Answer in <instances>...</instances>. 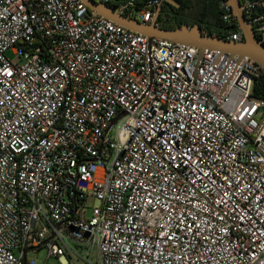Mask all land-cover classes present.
<instances>
[{"label":"built area","instance_id":"obj_1","mask_svg":"<svg viewBox=\"0 0 264 264\" xmlns=\"http://www.w3.org/2000/svg\"><path fill=\"white\" fill-rule=\"evenodd\" d=\"M93 1L144 25L163 2ZM199 54L82 0H0V264H67V239L97 264H264V72Z\"/></svg>","mask_w":264,"mask_h":264},{"label":"water","instance_id":"obj_2","mask_svg":"<svg viewBox=\"0 0 264 264\" xmlns=\"http://www.w3.org/2000/svg\"><path fill=\"white\" fill-rule=\"evenodd\" d=\"M82 1L97 15L105 17L106 19L139 34H143L150 41L153 39H163L200 49L198 62L202 60L205 50H217L221 54H228L231 58H234L235 56H238L239 59L248 57L258 64L264 72V44L259 41L254 26L245 17L243 12L244 5L241 0H227V5L231 9V15L236 19L238 28L243 36V41L240 43L225 41L221 37H215L204 33L200 25L189 26L184 24L176 29L162 28L157 24L161 14L162 4L158 7L154 15L153 23L150 25H144L135 19L117 14L113 8L107 5L98 4L93 0ZM162 1L178 6L173 0ZM253 99L264 102L257 97H253ZM122 116L115 119L113 124H116Z\"/></svg>","mask_w":264,"mask_h":264},{"label":"trees","instance_id":"obj_3","mask_svg":"<svg viewBox=\"0 0 264 264\" xmlns=\"http://www.w3.org/2000/svg\"><path fill=\"white\" fill-rule=\"evenodd\" d=\"M112 1L113 3L111 6L115 7V3H119L126 0H112ZM254 1L260 3V8L255 13V16L257 17L261 16L262 14H264V0H254ZM218 4H219V9H218V13L215 16L214 15L211 16L204 7L200 6L199 7L200 11L197 14L196 23L190 24L185 20H181L180 22L174 23L166 27L163 26L162 28L176 29L184 24H187L189 26L200 25L201 27L208 29L207 34L215 37L225 38L226 35L237 30V23L233 22L232 24H225L222 21L223 11L220 7L221 0H218ZM261 23L264 24V20H262ZM254 96L264 101V73L255 83Z\"/></svg>","mask_w":264,"mask_h":264},{"label":"rangeland","instance_id":"obj_4","mask_svg":"<svg viewBox=\"0 0 264 264\" xmlns=\"http://www.w3.org/2000/svg\"><path fill=\"white\" fill-rule=\"evenodd\" d=\"M202 7L206 9V11L212 16L218 13L219 4L218 0H201ZM116 127H114L112 135L115 134ZM70 249L75 251L80 257H70L68 254L64 256L66 259L67 264H89L90 259H92L93 264H97L98 257L97 253L94 252L92 257L90 258L91 254L87 247L84 245L79 244L78 242L67 239L66 240ZM27 260H35L36 264H64L62 260L56 257H48V250L46 247H41L40 249H32L27 254Z\"/></svg>","mask_w":264,"mask_h":264},{"label":"flooded vegetation","instance_id":"obj_5","mask_svg":"<svg viewBox=\"0 0 264 264\" xmlns=\"http://www.w3.org/2000/svg\"><path fill=\"white\" fill-rule=\"evenodd\" d=\"M178 6H175L170 3L163 2L160 18L158 20V24L160 27L170 26L174 23L180 22L181 20H185V16L190 13H194V10H197L200 6H202L201 0H173ZM198 7V8H197ZM165 17V20H161V18ZM204 33L208 32V29L203 28Z\"/></svg>","mask_w":264,"mask_h":264},{"label":"crops","instance_id":"obj_6","mask_svg":"<svg viewBox=\"0 0 264 264\" xmlns=\"http://www.w3.org/2000/svg\"><path fill=\"white\" fill-rule=\"evenodd\" d=\"M195 7V6H194ZM194 7H193V11L194 13H190L189 15H186L185 16V21L190 23V24H194L197 22V14L199 13L200 9L198 8L197 10H194Z\"/></svg>","mask_w":264,"mask_h":264}]
</instances>
